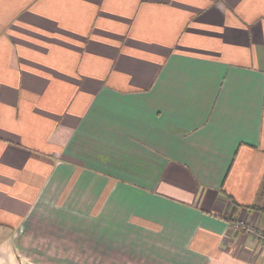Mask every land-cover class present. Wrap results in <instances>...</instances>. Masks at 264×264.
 <instances>
[{"label": "crops", "instance_id": "crops-1", "mask_svg": "<svg viewBox=\"0 0 264 264\" xmlns=\"http://www.w3.org/2000/svg\"><path fill=\"white\" fill-rule=\"evenodd\" d=\"M235 222L264 231V0H0V264H264Z\"/></svg>", "mask_w": 264, "mask_h": 264}, {"label": "built area", "instance_id": "built-area-1", "mask_svg": "<svg viewBox=\"0 0 264 264\" xmlns=\"http://www.w3.org/2000/svg\"><path fill=\"white\" fill-rule=\"evenodd\" d=\"M235 229H239L252 236L257 242L263 245L264 247V231L256 228L252 225H247L242 222H235L232 224Z\"/></svg>", "mask_w": 264, "mask_h": 264}, {"label": "trees", "instance_id": "trees-1", "mask_svg": "<svg viewBox=\"0 0 264 264\" xmlns=\"http://www.w3.org/2000/svg\"><path fill=\"white\" fill-rule=\"evenodd\" d=\"M251 208H254V207H251Z\"/></svg>", "mask_w": 264, "mask_h": 264}]
</instances>
